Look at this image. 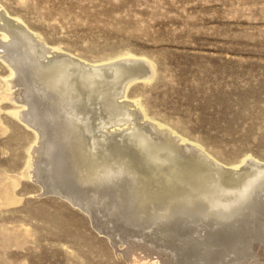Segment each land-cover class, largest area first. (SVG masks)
<instances>
[{
	"label": "bare ground",
	"instance_id": "obj_1",
	"mask_svg": "<svg viewBox=\"0 0 264 264\" xmlns=\"http://www.w3.org/2000/svg\"><path fill=\"white\" fill-rule=\"evenodd\" d=\"M6 15L0 7L9 66L0 100L16 101L9 112L34 133L24 175L88 213L134 264H264V161L246 152L220 164L166 121L148 119L140 98L122 103L134 81L156 74L145 55L126 49L81 62L57 54L47 64L60 46L41 44ZM92 114L113 121L94 127ZM132 118L141 122L129 130ZM143 134L152 141L136 142ZM19 181L1 183L0 204L20 202Z\"/></svg>",
	"mask_w": 264,
	"mask_h": 264
},
{
	"label": "rangeland",
	"instance_id": "obj_2",
	"mask_svg": "<svg viewBox=\"0 0 264 264\" xmlns=\"http://www.w3.org/2000/svg\"><path fill=\"white\" fill-rule=\"evenodd\" d=\"M0 7L41 44L60 46L47 64L57 54L79 61L126 49L145 55L156 74L134 81L122 103L140 98L148 119L166 121L220 164L247 153L264 161V0H0ZM6 63L1 57L2 78ZM6 99L0 100V130L8 128L0 131V187L16 176L20 202L0 204V264H134L125 244L114 245L88 213L22 173L34 133L9 112L19 104ZM88 118L94 127L113 121ZM138 122L132 118L128 129ZM143 135L136 142L152 141Z\"/></svg>",
	"mask_w": 264,
	"mask_h": 264
},
{
	"label": "water",
	"instance_id": "obj_3",
	"mask_svg": "<svg viewBox=\"0 0 264 264\" xmlns=\"http://www.w3.org/2000/svg\"><path fill=\"white\" fill-rule=\"evenodd\" d=\"M226 162H228L227 160H225ZM55 195H57V194H55ZM59 196V195H58ZM61 197V196H60ZM61 198H63V197H61ZM75 206V205H74ZM94 227H96V226H94Z\"/></svg>",
	"mask_w": 264,
	"mask_h": 264
}]
</instances>
